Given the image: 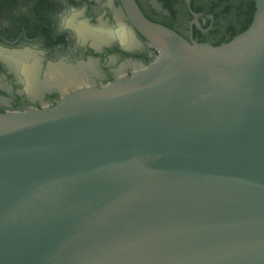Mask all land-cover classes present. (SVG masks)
<instances>
[{
	"label": "water",
	"instance_id": "water-1",
	"mask_svg": "<svg viewBox=\"0 0 264 264\" xmlns=\"http://www.w3.org/2000/svg\"><path fill=\"white\" fill-rule=\"evenodd\" d=\"M126 2L153 63L0 113V264H264V0L220 45Z\"/></svg>",
	"mask_w": 264,
	"mask_h": 264
},
{
	"label": "flooded vegetation",
	"instance_id": "flooded-vegetation-1",
	"mask_svg": "<svg viewBox=\"0 0 264 264\" xmlns=\"http://www.w3.org/2000/svg\"><path fill=\"white\" fill-rule=\"evenodd\" d=\"M135 2L150 21L212 45L241 33L256 10V0ZM158 56L126 0H0V113L53 107Z\"/></svg>",
	"mask_w": 264,
	"mask_h": 264
},
{
	"label": "bare ground",
	"instance_id": "bare-ground-1",
	"mask_svg": "<svg viewBox=\"0 0 264 264\" xmlns=\"http://www.w3.org/2000/svg\"><path fill=\"white\" fill-rule=\"evenodd\" d=\"M125 35V34H124ZM125 37H126V35H125ZM128 37H129V34H128ZM124 40V39H123ZM128 40V39H127ZM16 58V57H15ZM32 73V72H31ZM31 76H33V75H31ZM69 82V81H68ZM79 82V81H78ZM85 82V81H84ZM75 83V82H74ZM65 84V83H64ZM61 86H62V84H61ZM28 88H29V86H28Z\"/></svg>",
	"mask_w": 264,
	"mask_h": 264
},
{
	"label": "trees",
	"instance_id": "trees-1",
	"mask_svg": "<svg viewBox=\"0 0 264 264\" xmlns=\"http://www.w3.org/2000/svg\"><path fill=\"white\" fill-rule=\"evenodd\" d=\"M252 20H253V19H252ZM252 20H251V22H252ZM250 24H251V23H250ZM248 27H249V26H247L243 31H245ZM243 31H242V32H243Z\"/></svg>",
	"mask_w": 264,
	"mask_h": 264
}]
</instances>
